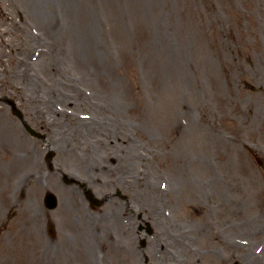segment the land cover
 I'll use <instances>...</instances> for the list:
<instances>
[{
  "label": "rangeland",
  "instance_id": "374dc122",
  "mask_svg": "<svg viewBox=\"0 0 264 264\" xmlns=\"http://www.w3.org/2000/svg\"><path fill=\"white\" fill-rule=\"evenodd\" d=\"M36 6L0 0V264H264V0Z\"/></svg>",
  "mask_w": 264,
  "mask_h": 264
},
{
  "label": "bare ground",
  "instance_id": "6f19581e",
  "mask_svg": "<svg viewBox=\"0 0 264 264\" xmlns=\"http://www.w3.org/2000/svg\"><path fill=\"white\" fill-rule=\"evenodd\" d=\"M31 1L34 3V6L38 5V6H36L38 8V16H43V17H46V18L50 19V25L49 26L51 28H53L51 30V32L55 33L56 32V27L59 26V21L58 20H54L53 14L51 12V7L53 5V0H31ZM31 91H33V90H30V92ZM48 109H49L48 107L46 109L44 107H40V108H38V112L43 114V112H47ZM60 110L61 109H59L58 111H60ZM50 114H51V112H49L46 115L45 114L43 115L44 118L42 119L43 120L42 122H44L47 125L49 124V119H50L49 115ZM100 164L102 165L103 163L101 162ZM251 257H253V256H251Z\"/></svg>",
  "mask_w": 264,
  "mask_h": 264
},
{
  "label": "water",
  "instance_id": "95a60500",
  "mask_svg": "<svg viewBox=\"0 0 264 264\" xmlns=\"http://www.w3.org/2000/svg\"><path fill=\"white\" fill-rule=\"evenodd\" d=\"M16 114L19 115V116L21 117L20 112L16 111ZM27 129H28L31 133H34V131H31L29 127H27Z\"/></svg>",
  "mask_w": 264,
  "mask_h": 264
}]
</instances>
